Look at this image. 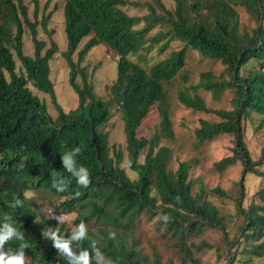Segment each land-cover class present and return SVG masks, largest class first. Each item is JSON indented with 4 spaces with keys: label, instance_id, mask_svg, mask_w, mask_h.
I'll list each match as a JSON object with an SVG mask.
<instances>
[{
    "label": "trees",
    "instance_id": "1",
    "mask_svg": "<svg viewBox=\"0 0 264 264\" xmlns=\"http://www.w3.org/2000/svg\"><path fill=\"white\" fill-rule=\"evenodd\" d=\"M29 1L32 19L23 0H0V227L4 215L10 214L14 227L30 245L24 249L26 264H68L53 247L51 238H44L42 233L51 228L67 238L71 231L42 217L24 197L25 190L36 187L64 197L56 209L64 214L77 212L75 222L86 224L89 239L79 244L73 240L70 246L76 256L87 249L91 264H104V258L114 264H162L157 252L150 258L142 251L132 233L135 220L144 213L150 218L159 214L170 216L167 224L157 219L154 223L158 229H164V235L176 238L177 264H198L193 249L209 244L188 241L207 225L222 232L225 244L217 250L219 256L224 253L225 264H234L240 255L249 262L262 257L264 186L255 192L257 200L252 198L247 206L242 202L245 174H254L264 181V143L254 159L244 138L245 122L253 121L252 112L260 115L254 130L264 127V0H175L173 9L162 0H151L144 3L148 12L143 16L128 14L123 8L127 0H64L66 48L60 54L68 67L69 85L78 97L77 106L69 111L57 103L50 78L49 61L58 52V45L52 38L47 42L39 37L40 29L48 37L53 31L47 28L53 10L45 12L50 0L42 8L39 0ZM236 6L243 7L254 19L255 26L249 32L240 31ZM140 23L143 25L137 27ZM155 25L166 27L165 32L148 37L153 42L165 39L160 51L173 39L184 45L147 71L129 55L150 50V46H145L146 32ZM26 28L33 45L32 56L23 52ZM85 37L88 39L79 47ZM99 43L118 56L108 100L95 95L87 67L82 64L87 52ZM188 48L223 65L218 74L210 70L201 72L198 83L192 86L194 93L180 90L177 99L193 111L213 113L220 118L200 119L194 129L200 143L221 134L233 136L232 154L213 163L218 171L237 160L243 165L234 197L241 223L238 233L231 238L216 206L203 199L205 189L201 187L193 193L190 163L179 161L176 169L170 170L172 150L160 144L162 137L173 136L163 83H169L183 68ZM15 57L20 62L18 72ZM254 62L257 68L251 67ZM29 83L49 94L57 111L55 118L46 113L45 103L32 92ZM199 88L209 91L215 99L226 89L234 90V106L208 107L196 92ZM155 103L160 106L157 127L152 133L138 136L142 120ZM113 106L121 112L127 161H131L130 169L136 178H130L120 166L123 151L110 147L108 133L100 129ZM77 146L82 149L75 158L77 166H85L90 173L91 184L86 189L76 185L61 161V155ZM53 175L71 180L66 191L57 192L52 187ZM77 191L81 193L79 197L75 196ZM209 192L229 196L220 187ZM17 198L23 206L10 208L8 202ZM110 233H115V237L110 238ZM91 240L96 241L103 258L92 252ZM19 244L17 240L9 241L5 250L18 249ZM258 264H264V259Z\"/></svg>",
    "mask_w": 264,
    "mask_h": 264
},
{
    "label": "rangeland",
    "instance_id": "2",
    "mask_svg": "<svg viewBox=\"0 0 264 264\" xmlns=\"http://www.w3.org/2000/svg\"><path fill=\"white\" fill-rule=\"evenodd\" d=\"M28 6V13L32 19L33 7L29 0H23ZM151 0H127V4L123 7L130 15L143 16L148 12V8L144 5L145 2ZM164 5L173 9L175 0H162ZM40 8L43 7L46 0H39ZM63 3L64 0H50L46 13L53 10L50 14L47 28L53 30L51 36L40 29L39 37L56 41L58 45L59 55L55 56L49 61L50 78L54 84L55 98L57 103L63 110L69 111L74 109L78 104V97L68 82V67L65 59L60 54L66 48V38L63 30ZM239 14V28L240 31L249 32L255 26L254 19L241 7L236 6ZM158 12V11H157ZM159 13V12H158ZM140 23L137 27H141ZM166 27L155 25L148 32H146L145 46H150V50H141L137 54L129 55V58L138 62L145 70L157 63L165 60L171 56L172 51L183 47L184 42L173 39L169 41L163 50H159L160 44L165 40L164 38L158 41H151L148 37H153L156 32H165ZM88 39L85 37L79 43V47ZM23 52L27 55H33V45L30 39L29 32L26 28L23 37ZM117 55L102 43L92 47L85 57L82 64L87 67L89 81L93 86L94 93L97 97L104 100L109 99V87L116 78V60ZM76 59V54L73 55ZM16 71H19L20 62L15 57ZM252 68H257L256 62L251 65ZM223 69V65L219 60L210 59L202 56L198 51L188 48L185 55L184 66L176 74V76L169 82L163 83V88L166 93L167 109L171 120V127L173 136L171 138L162 137L161 145H166L171 148L172 155L169 161V169L174 171L179 161H188L191 165L189 172V179L192 181L193 193L199 192L200 188L205 189L203 199L209 201L216 206L219 215L223 218L224 223L229 232V237H233L238 233V226L241 223V218L236 214V205L234 197L238 190L237 181L242 176L243 165L240 160H237L233 165L218 171L213 166V163L223 156L230 155L233 152L234 142L233 136L229 134L218 135L211 141L200 143L194 135V129L199 125L200 119H207L209 121H218L220 118L213 113H206L202 111H193L185 107L177 99L178 91H184L193 94L192 86L198 83L200 73L204 71H212L218 74ZM28 87L32 92L45 103L46 113L55 118L57 111L50 99L48 93L42 92L35 88L31 83ZM201 95L206 105L213 109H231L234 106L235 93L232 89H226L222 92L220 98L215 99L209 91L199 88L196 91ZM159 108L158 103L153 104L146 117L142 120L138 130V136H144L152 133L159 122ZM253 121L245 122L244 138L245 142L251 151V156L256 159L259 156L260 148L264 143V127L255 131L254 127L257 125L260 115L251 113ZM102 131L108 133V142L110 147L116 146L124 153L123 159L120 163L125 165L122 167L130 178H136V173L130 168H127V155L125 152V136L123 131V121L120 110L113 106L110 111V117L107 122L100 128ZM264 167V165L262 166ZM264 186V181L254 174H245L244 187L245 197L243 199V206H247L250 200L257 198L254 196L255 192ZM214 187H220L225 190L229 196L221 197L209 192ZM32 194V198L28 199L37 212L46 219H53L56 227L63 225L66 229L71 231L73 227L78 225L75 222L77 212L68 214L61 213L57 208L60 201L64 199L62 196L55 195L43 187L30 188L24 191ZM64 215L66 217L64 223H59L56 219L50 216ZM157 216L150 218L147 213L140 215L135 220L132 226V233L134 237L139 240V247L142 251L149 255L157 252L162 264H177L178 258L176 254V238L171 234L164 235V229H158L154 223ZM93 226V225H92ZM121 230V228H120ZM201 241L206 242L209 246L202 249H193V256L197 259L198 264H225L226 258L224 253H218L217 248L224 246L222 232L219 229L204 226L201 233L193 236L188 242L198 244ZM262 257H254L252 261H247L244 255H240L234 264H258ZM104 264H114L108 259L104 258Z\"/></svg>",
    "mask_w": 264,
    "mask_h": 264
},
{
    "label": "clouds",
    "instance_id": "3",
    "mask_svg": "<svg viewBox=\"0 0 264 264\" xmlns=\"http://www.w3.org/2000/svg\"><path fill=\"white\" fill-rule=\"evenodd\" d=\"M81 151V147L77 146L61 155V161L63 168L69 173L70 177L75 180L76 185L86 189L91 184L89 170L83 165L77 166L75 159ZM121 167H125V165H121ZM130 167L131 161L129 160L127 161V168ZM70 183L71 180L68 178L58 177L55 175L52 176V187L55 188L57 192L66 191ZM80 195L81 193L78 191L75 193L76 197H79ZM24 197L26 199H31L32 194L25 192ZM8 206L12 209L22 207L23 201L17 198L14 202H8ZM50 217L56 219L59 223H64L66 219V217L62 214L59 216L52 214ZM3 219V227H0V264H26L24 249L29 248L30 245L25 241L23 233L14 227L10 214H5ZM156 219L158 221L162 220L165 224H167L170 220V216L167 214H159ZM42 235L44 238H51L53 241V247L57 249L58 253L68 261V264H91L90 252L87 249L82 251L79 256H76L70 246L73 240L77 241L79 244L82 241L89 239L88 228L83 221L71 229L70 235H68L67 238L51 228L48 231H43ZM109 235L110 238L115 237V233H110ZM12 240L20 242L19 248H9L5 250V244ZM90 247L97 258H103L100 249L96 246L95 240H91Z\"/></svg>",
    "mask_w": 264,
    "mask_h": 264
},
{
    "label": "built area",
    "instance_id": "4",
    "mask_svg": "<svg viewBox=\"0 0 264 264\" xmlns=\"http://www.w3.org/2000/svg\"><path fill=\"white\" fill-rule=\"evenodd\" d=\"M56 55L58 56V55H59V53H56Z\"/></svg>",
    "mask_w": 264,
    "mask_h": 264
},
{
    "label": "crops",
    "instance_id": "5",
    "mask_svg": "<svg viewBox=\"0 0 264 264\" xmlns=\"http://www.w3.org/2000/svg\"><path fill=\"white\" fill-rule=\"evenodd\" d=\"M50 71H51V69H50Z\"/></svg>",
    "mask_w": 264,
    "mask_h": 264
}]
</instances>
